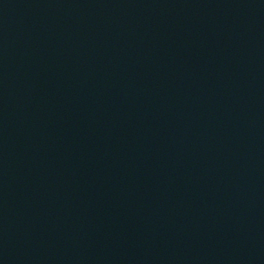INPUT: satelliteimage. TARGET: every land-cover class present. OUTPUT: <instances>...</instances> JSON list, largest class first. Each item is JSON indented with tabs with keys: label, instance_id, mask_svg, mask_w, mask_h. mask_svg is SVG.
Here are the masks:
<instances>
[{
	"label": "water",
	"instance_id": "obj_1",
	"mask_svg": "<svg viewBox=\"0 0 264 264\" xmlns=\"http://www.w3.org/2000/svg\"><path fill=\"white\" fill-rule=\"evenodd\" d=\"M0 264H264V0H0Z\"/></svg>",
	"mask_w": 264,
	"mask_h": 264
}]
</instances>
